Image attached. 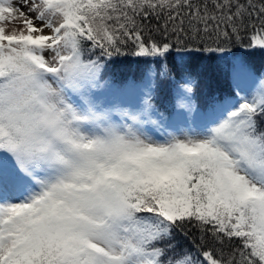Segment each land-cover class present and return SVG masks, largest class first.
<instances>
[{
    "label": "snow or ice",
    "instance_id": "obj_1",
    "mask_svg": "<svg viewBox=\"0 0 264 264\" xmlns=\"http://www.w3.org/2000/svg\"><path fill=\"white\" fill-rule=\"evenodd\" d=\"M236 49L264 52V0H0V264H264V71ZM217 54L235 98L169 131Z\"/></svg>",
    "mask_w": 264,
    "mask_h": 264
},
{
    "label": "trees",
    "instance_id": "obj_2",
    "mask_svg": "<svg viewBox=\"0 0 264 264\" xmlns=\"http://www.w3.org/2000/svg\"><path fill=\"white\" fill-rule=\"evenodd\" d=\"M242 54L255 74L264 71V52H246L244 49H236L235 55ZM230 57L217 54L212 59L205 57L192 58L188 66L192 72L194 93L192 95L199 109L207 111L215 102H222L234 96L233 82L229 76ZM171 64L179 66L182 63L181 56L173 55L169 58ZM146 65L133 58L120 60L111 66V76L116 82H124L129 78H140ZM161 102L169 105L173 98V86L165 83L160 92Z\"/></svg>",
    "mask_w": 264,
    "mask_h": 264
},
{
    "label": "rangeland",
    "instance_id": "obj_3",
    "mask_svg": "<svg viewBox=\"0 0 264 264\" xmlns=\"http://www.w3.org/2000/svg\"><path fill=\"white\" fill-rule=\"evenodd\" d=\"M14 2H15V0H14ZM6 26V28H12V27H20L21 26V24H20V22L19 21H16V20H13L11 23H9V24H7V25H5ZM236 57H239V58H242L244 61H246V59L244 58V56L242 55V54H237V55H235ZM232 58L230 57V60H231ZM246 63H247V65L249 66V70L253 73V74H255L254 72H253V70L250 68V65H249V63L246 61ZM257 75V74H256ZM131 80H139V78L138 79H136V78H129L127 81H131ZM233 82V81H232ZM236 91H237V89L234 87V84H233V90H232V92H233V94H234V96H232V98H235V93H236ZM193 99V98H192ZM194 101V100H193ZM194 103H195V101H194ZM221 102H215V104H214V106H212V108H210V109H208L207 111H204V110H202V109H200L201 110V113H202V115H201V118H199V119H197L196 120V122H195V124H192V121H191V118L189 117L188 118V120H187V122H185L184 120H179V119H175V117L173 118L174 119V123H173V127H171V128H169L168 130L169 131H174V130H177V129H185V130H187V127L188 126H191V127H193V128H195V129H200V128H202L203 127V125L207 122L206 121V119L204 118V113H206V112H208V111H211L213 108H215V107H218L219 106V104H220Z\"/></svg>",
    "mask_w": 264,
    "mask_h": 264
}]
</instances>
